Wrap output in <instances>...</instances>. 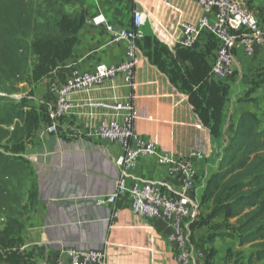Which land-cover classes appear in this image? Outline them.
Instances as JSON below:
<instances>
[{
	"label": "crops",
	"instance_id": "obj_1",
	"mask_svg": "<svg viewBox=\"0 0 264 264\" xmlns=\"http://www.w3.org/2000/svg\"><path fill=\"white\" fill-rule=\"evenodd\" d=\"M136 9L145 18V38L138 42L139 62L134 74V98L131 100L134 131L144 139L153 140L160 151L168 152L174 159L192 160L196 175L193 198L200 204L203 187L217 167L220 153L216 146H220V152L222 145L230 139L239 114L250 112L262 119L264 110L253 107L247 101L235 102L232 98L229 106L227 103L223 105L216 124L218 134H213L198 120L190 105L189 95L145 58L146 49H142V46L149 40L156 41L171 54L176 53L178 49L175 45L181 38V24L195 23L203 14L198 3L188 0H174L169 4L161 0H85V23L78 33L72 53L48 75L32 82L36 86L32 107L40 111L52 104L54 95L46 88L50 81L59 84L73 71L88 73L100 64L122 62L125 45L111 43L104 23L115 29H130L132 12ZM259 52H264V41ZM246 59L242 48L233 52L235 83L231 95L238 99L244 97L246 91L243 88L250 83V76L246 74L249 71ZM130 92L123 76L118 75L102 87L72 95L70 101L73 104L88 100L127 102ZM104 117L112 119L117 116L102 110L74 109L58 122L55 134L43 132L49 118L40 126L39 132H35L39 141L35 146L26 147L21 156L34 169L39 205L26 222L22 245L44 241L42 228L47 202L86 195L100 196L113 191L122 152L116 144L99 141L93 136L95 127ZM228 121L231 122V134L226 137ZM197 154L200 157H194ZM167 178L168 168L148 158L141 160L130 172L126 183L130 185L140 180ZM117 209L120 216L109 235L108 264H177L174 261L175 249L167 240L170 229L165 223L135 218L130 213L127 196L118 200ZM197 220L192 223L190 230L194 252L192 264H229L228 251L223 244L226 238L215 237L211 251L208 238L205 237L210 224L195 227ZM230 221L234 223L235 220ZM217 244L225 247L222 254L214 249ZM230 251H238L236 244ZM55 257L53 252L40 245L22 254L26 264L51 263ZM207 257L212 260L208 261ZM62 259L66 261L65 256ZM241 264H247L246 260Z\"/></svg>",
	"mask_w": 264,
	"mask_h": 264
},
{
	"label": "trees",
	"instance_id": "obj_2",
	"mask_svg": "<svg viewBox=\"0 0 264 264\" xmlns=\"http://www.w3.org/2000/svg\"><path fill=\"white\" fill-rule=\"evenodd\" d=\"M84 23L85 0H0V145L19 147L31 135L38 122L32 126L30 118L38 120L37 111L26 110L24 102L12 95H19L23 84L42 79L66 60ZM212 38L214 46L206 44L202 53L171 54L150 40L154 51L142 47L148 62L188 93L205 125L208 120L202 117L208 106L217 107L207 97L218 88L207 85L205 78L207 58L218 48ZM17 152L22 150L0 151V238L15 245L22 244L26 222L39 205L34 169ZM219 153L199 207L207 208L209 224L235 220L233 231L218 228L215 235L235 241L236 258L243 257L247 248V264H264V123L260 117L239 114L232 136Z\"/></svg>",
	"mask_w": 264,
	"mask_h": 264
},
{
	"label": "built area",
	"instance_id": "obj_3",
	"mask_svg": "<svg viewBox=\"0 0 264 264\" xmlns=\"http://www.w3.org/2000/svg\"><path fill=\"white\" fill-rule=\"evenodd\" d=\"M169 4L174 0H161ZM198 3L202 16L195 23L181 24V38L176 49L192 48L200 36L208 32L218 42V49L210 75L218 81H228L234 75L233 52L242 48L251 56L264 37L258 20L244 0H188ZM144 15L139 9L132 12L130 29H115L104 23L111 43L125 45V58L117 64L97 65L93 72L73 71L62 83L50 81L46 88L54 95L46 107L49 123L44 133L57 132L58 122L71 110L89 108L112 113L117 117H104L93 131L102 142L119 146L122 162L113 191L100 196L66 198L46 203L43 225L44 241L21 245L20 251L45 246L55 254L51 263L44 264H108L109 235L119 219L118 200L127 196L130 213L146 222H163L169 229L168 243L175 249L177 264H192L193 247L189 244L190 227L198 218L200 207L193 198L196 175L192 160H176L168 152L159 150L151 139H144L134 131V74L139 62L138 42L145 38ZM118 75L123 76L130 89L127 102L88 100L73 104L72 95L102 87ZM14 99H18L14 97ZM194 157H200V154ZM152 158L161 167L168 168L169 178L140 180L127 185L131 171L143 159ZM66 257V261L62 257Z\"/></svg>",
	"mask_w": 264,
	"mask_h": 264
},
{
	"label": "rangeland",
	"instance_id": "obj_4",
	"mask_svg": "<svg viewBox=\"0 0 264 264\" xmlns=\"http://www.w3.org/2000/svg\"><path fill=\"white\" fill-rule=\"evenodd\" d=\"M244 1L247 4L248 9L255 14L256 19L258 20V23H259L261 33L263 34V37H264V0H244ZM214 43H215V40L212 38V36L208 32H205V33H203V35L199 38V40L196 42V44L191 49H188V50L178 49L177 51L178 52L179 51L180 52L187 51V52L202 53V52H204L203 47L206 44L208 46H214ZM148 44H149V42L145 43L144 46H142V47L147 48L148 51H151V52L154 51V48H155L154 44L152 42H150L149 45ZM259 47L256 48V50L254 51V53L251 56H248L245 54L247 57V59H246L247 66L246 67L249 68L248 69L249 71L246 74H248V76H250V83L248 85L244 86L243 90L246 91V93H245L244 97H240L239 99L231 95V92L233 89L232 86L235 83V69H234V75L230 80L218 81L210 75L211 66L214 63V60L216 57V52H217L218 48H216V50L212 51V53H211L212 56L207 58L208 68L206 70V75H205L206 84L210 85V86L212 85V86H215L216 88H218V90L213 89V91L210 92L208 94V97H207V98L211 97L212 99H214L213 105H217L218 108L217 107L212 108V105H209L208 106V113H205V115H203L204 117H202L203 120L204 119L208 120V125H206V126L208 127L207 130L209 132H211L213 134H218V128H217L216 124L218 123V121L220 119L219 116L221 115V113H220L221 108L223 107V105L225 103H227V106H229V102L232 98H234L235 102L236 101L237 102L247 101L253 107H255L257 109H259L261 107L264 110V52H259ZM258 54H260V56H258ZM144 56H145V54H144ZM145 58H146V56H145ZM32 82H34V81L30 80L28 82L27 86L22 87L21 88L22 91L19 95H12V97H16L19 100L21 99L22 102H24V104L26 106V110L35 109L34 107H32V103H34L33 98L35 97V87L36 86H34L33 85L34 83H32ZM243 90H242V92H243ZM22 92L25 94H23ZM27 102H28V105H27ZM232 104H233V102L231 103V105ZM191 107H192V105H191ZM192 109L194 111L193 107H192ZM39 110L40 111L36 110L37 111L36 115L38 117V120L35 119V116H32L30 118L32 126L37 124V122H38V124L36 125V127L34 129H32L31 135L23 142V144L19 147H13V146L1 144L0 145V151H2V152H13V151L22 150V152H17V154L20 153L23 155L26 147L35 146L37 144V142L39 140H38V137L36 139L35 135L37 133H35V132H39L40 126L44 125L43 123L49 117L48 113L46 112V109L44 110L42 108ZM194 113H195V111H194ZM196 116H197L198 120L201 122L202 119L200 117H198L197 114H196ZM262 117L263 118L261 120L264 123V113L262 114ZM213 121H215V124H213ZM211 123H212V125H211ZM230 127H231V122L228 121V125L226 127L227 129L225 131L226 137L230 136V134H231L230 133V131H231ZM30 137H31V139H30ZM227 141H229V140H227ZM216 147H217V149H218L217 151L219 153L220 146H216ZM213 149L214 148H212V150ZM207 216H208V210L206 207H204L201 210V212H199L198 220L195 222L194 226L198 227L199 225H204V224L209 225V223L207 221ZM233 225H234L233 221L222 222V223L217 222L216 224L213 222L210 223V225L208 227L210 230H208L207 233L209 231H212V232H210V234L206 233L205 237L208 238L211 251H212L211 244L214 243V238L218 237L215 235L214 232H216V230L218 228H223V227L229 231H233ZM194 226H193V228H194ZM190 229H191V227H190ZM1 230H2V227L0 226V231ZM188 241H189V244H191V246H192L190 236L188 238ZM205 241H207V239H205ZM224 242H223V244H225L226 249L228 251V254L231 253L229 256V259H227L229 264H241L243 261L246 260L248 254L250 252L249 249H244L245 253H244L243 257L236 258L234 252L230 251V250L234 249L235 241L232 239L226 238L224 240ZM20 243L21 242H19L17 245L12 244V243H4V242H1V238H0V264H1V262H5V264H26L24 259L22 258L23 253L20 251V248L22 245ZM195 243H197V242H195ZM231 244H233V245H231ZM229 245H231V246H229ZM214 249L217 252H219L220 254H222L223 249H225V247L224 246L220 247L217 244V245H215ZM207 260L211 261L212 258L207 257Z\"/></svg>",
	"mask_w": 264,
	"mask_h": 264
}]
</instances>
